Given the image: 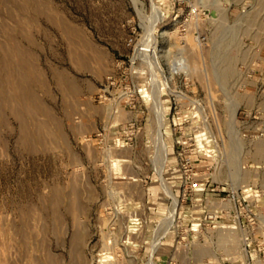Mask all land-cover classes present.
Here are the masks:
<instances>
[{
  "label": "rangeland",
  "instance_id": "rangeland-1",
  "mask_svg": "<svg viewBox=\"0 0 264 264\" xmlns=\"http://www.w3.org/2000/svg\"><path fill=\"white\" fill-rule=\"evenodd\" d=\"M0 264H264V0H0Z\"/></svg>",
  "mask_w": 264,
  "mask_h": 264
},
{
  "label": "crops",
  "instance_id": "crops-1",
  "mask_svg": "<svg viewBox=\"0 0 264 264\" xmlns=\"http://www.w3.org/2000/svg\"><path fill=\"white\" fill-rule=\"evenodd\" d=\"M73 134V124L67 123V121L62 122L57 119L55 123V146L57 151H60L62 157L67 158L68 155L72 156V142L70 137Z\"/></svg>",
  "mask_w": 264,
  "mask_h": 264
},
{
  "label": "bare ground",
  "instance_id": "bare-ground-1",
  "mask_svg": "<svg viewBox=\"0 0 264 264\" xmlns=\"http://www.w3.org/2000/svg\"><path fill=\"white\" fill-rule=\"evenodd\" d=\"M153 15H154L153 18H154V20H155V19H156V15H155V14H153ZM154 44H156V43H154ZM149 45H150V44H149ZM153 46H154V45H153ZM147 49H148V48H147ZM148 50H149V49H148ZM154 51H155V50H154ZM151 52H152V51H151ZM139 54H140V53H139ZM151 54H152V53H151ZM153 55H154V54H153ZM228 56H229V55H228ZM227 60H228V58H227ZM181 61H182V59H181ZM181 61H180V62H181ZM183 63H184V61H183ZM183 63H181V66H182ZM178 64H179V63H178ZM154 65H155V64H154ZM156 65H157V64H156ZM179 66H180V65H179ZM179 66H178V67H175V68L173 67V68H174V71H176V70L180 71V70H179V69H180ZM181 66H180V67H181ZM184 67H185V66H184ZM184 67H183V68H184ZM183 68H182V69H183ZM159 69H160V68H159ZM182 69H181V71H183ZM162 72H163V71H162ZM170 74H172V73H170ZM162 77H163V76H162ZM164 78H165V77H164ZM162 79H163V78H162ZM165 79H167V78H165ZM159 81H160V80H159ZM159 83H160V82H159ZM162 83H163L164 87H165V86L168 87V81L165 80V81H162ZM159 85L161 86V83H160ZM159 85H158V86H159ZM161 87H162V86H161ZM169 88H170V87H169ZM154 89H155V93H154V94H155V98H156V97L158 98V95H159V94H158V90H157V88H154ZM170 90H171V89H170ZM172 91H173V90H172ZM159 92H160V91H159ZM182 98H183V97H182ZM156 102H158V101L156 100ZM232 113L234 114V112H232ZM161 115H162L161 118H162V123H163V114H162V112H161ZM162 123H161V124H162ZM172 197H173L174 203L177 204V201H176L175 196L172 195Z\"/></svg>",
  "mask_w": 264,
  "mask_h": 264
}]
</instances>
